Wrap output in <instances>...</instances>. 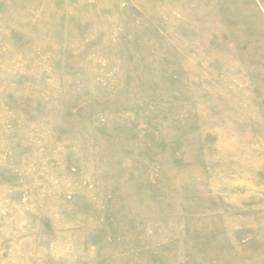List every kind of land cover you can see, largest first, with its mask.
<instances>
[{
	"label": "rangeland",
	"instance_id": "1",
	"mask_svg": "<svg viewBox=\"0 0 264 264\" xmlns=\"http://www.w3.org/2000/svg\"><path fill=\"white\" fill-rule=\"evenodd\" d=\"M0 264H264V0H0Z\"/></svg>",
	"mask_w": 264,
	"mask_h": 264
}]
</instances>
